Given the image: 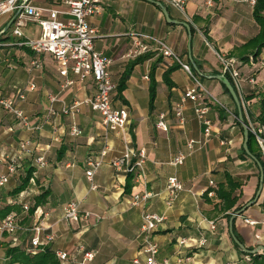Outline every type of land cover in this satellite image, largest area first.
Listing matches in <instances>:
<instances>
[{"label": "crops", "instance_id": "0c3cea01", "mask_svg": "<svg viewBox=\"0 0 264 264\" xmlns=\"http://www.w3.org/2000/svg\"><path fill=\"white\" fill-rule=\"evenodd\" d=\"M101 1L102 13L89 20L98 34L95 49L111 61L109 71L117 86L112 95L113 105L129 111L127 129L131 145L147 153L145 174L129 181V175L116 172L112 163L125 151L121 136L104 126L98 112L84 105L75 108L95 97L92 78L81 81L72 71L64 75L52 56L38 55L21 45L40 37L37 24L27 23L24 37L17 39L13 35L14 24L6 31L16 14L0 17V95L12 98L23 92L26 99L18 107L33 127L25 128L14 116L0 111V174L7 173L9 157L18 158L21 164L10 182L0 187V224L15 213L21 227L14 236L2 237L0 264H14L9 255L11 249L30 255L34 235L30 230L42 221L47 232L55 236L46 249L69 257L68 262L57 258L60 264H80L82 248L95 254L91 264H132L134 259L144 258L143 247L148 238L159 245V259L173 263L190 258L191 264H264V251H260L264 248V188L256 200L261 185L260 169L244 150V129L237 122L239 112L234 99L213 78L224 75L219 55L236 59L243 78L254 79L253 83L246 80L242 93H237L256 121L264 96V68L259 65L264 60V48L258 57L246 49L260 32L254 7L219 0H187L185 12H180L161 3L168 11L169 21L163 9L150 1ZM210 1L212 6L208 5ZM31 2L41 9H67L53 0ZM176 22L188 24L191 34ZM135 34L167 44L182 63L196 71L202 87L212 95L209 118L213 130L204 145L191 152L188 149L191 140H204L205 128L196 118L193 104L184 105L185 125L180 124L174 112L184 93L195 85L193 79L182 67L174 69L177 63L157 52L144 55L141 60L129 58ZM33 62L41 68L31 69ZM136 62L120 93L123 75ZM67 79L74 85L63 88ZM52 97L56 99L54 103ZM161 113L167 114L168 132L156 128ZM73 127L80 129L79 137H71ZM24 142L30 143L32 157L21 152ZM105 149L107 157L94 177L97 190H92L86 162L90 157L99 159ZM179 153L188 154V158L183 166L173 167L171 162ZM40 156L47 161L43 169L35 165ZM30 170L33 171L27 188L18 192ZM171 178H177L185 189L169 204L167 184ZM229 180L239 185L233 192L237 202L231 209L219 197L221 191H229ZM211 192L215 193L214 198L209 196ZM144 193L151 197L132 207L133 196ZM43 194L45 200L37 205L36 199ZM72 202L80 204L82 214L93 216L78 223L66 222L65 208ZM24 205L30 207L28 212ZM145 212L165 217L150 236L141 230ZM210 223L215 224V229ZM182 239L188 243L181 246ZM202 239L207 243L199 249ZM44 250L40 249L39 254Z\"/></svg>", "mask_w": 264, "mask_h": 264}, {"label": "built area", "instance_id": "2783aa9c", "mask_svg": "<svg viewBox=\"0 0 264 264\" xmlns=\"http://www.w3.org/2000/svg\"><path fill=\"white\" fill-rule=\"evenodd\" d=\"M60 2L67 9L61 10L58 8L41 9L34 6L31 0H5L0 2V17L7 15H14L19 13L18 18L14 22L13 35L17 39L24 37L23 29L27 23H34L40 27L41 35L36 40L24 41L21 45L28 47L38 55H50L55 60L59 71L67 75L68 71L77 76L81 81H86L92 78L96 86V95L92 99H87L81 104H77L75 108L84 105L89 107L95 112H98L102 117L104 126L113 132L119 133L123 143L125 144L124 153L116 158L112 165L116 172L126 175H133L134 177L141 178L145 174V163L147 160V153L144 149H134L131 145V137L128 132V124L130 114L126 108H116L113 105L112 95L117 86L113 81L109 68L111 61L106 58L102 53L95 49V39L98 34L95 29L90 26L89 20L103 11L101 0H53ZM158 3H165L169 7L185 12L187 7V0H154ZM220 2H229L231 4H248L251 7L256 5V0H219ZM209 6L213 5V1L208 3ZM135 40L129 51L128 57L131 59H138L149 53L157 52L163 58L179 64L183 70L193 79L195 85L189 88L182 98L180 104L175 109V115L181 125H185L186 119L184 116V105L190 102L194 106V113L198 121L205 128L204 140L196 141L191 140L188 143L189 151H193L196 146H202L212 136L213 121L209 118L210 113V100H213L212 95L202 87L199 79L193 75L191 67L180 61L177 54L167 44L159 41L150 36L135 34ZM219 60L222 63L224 76H229L234 84L237 92L242 93V84L249 80L254 82L251 77L249 79L243 78L239 70V62L233 58H227L219 55ZM260 68H264V60L259 62ZM31 69L41 68L37 62L31 64ZM149 80L148 77L145 78ZM74 82L66 80L63 88L73 86ZM31 86V89H34ZM26 97L23 92L18 93L15 97H3L0 95V111H4L14 116L25 128L32 129V124L23 110L18 107V103L25 101ZM54 97L51 102H55ZM246 112L248 127L250 132L254 135L259 150L264 160V124L252 120L248 114V107L245 102L242 103ZM53 114L54 111H51ZM156 128L162 132H168L169 126L167 123V114L161 113L157 117ZM71 137H79L81 131L77 127H73L70 131ZM21 152L26 157H32L33 150L29 142H24L20 145ZM108 151H102L99 159L90 157L86 162L87 179L91 183L92 190H97L94 183V177L102 168ZM188 158V154L179 153L171 162L173 167L183 166ZM7 173L0 174V187L6 186L10 179L17 174L20 168V161L16 157H9L6 160ZM35 165L39 169L47 166L45 157L40 156L35 159ZM214 183L211 182V185ZM184 185L177 179L171 178L167 184V202L174 203L182 191ZM211 198L215 197V193H209ZM151 197L150 193L134 195L131 201L132 207H138L145 203ZM24 211L28 212L30 207L24 205ZM93 215L91 213L82 214L81 206L79 203H69L64 212V220L70 224L78 223L83 220H88ZM48 217V215H46ZM165 217L145 212L143 214V223L141 230L143 234L150 236L153 235L164 222ZM247 223L254 224L247 220ZM211 228L215 229V224L210 223ZM19 216L15 213L9 214L0 224V243L4 235L14 236L20 230ZM44 221L35 225L30 232L34 235L31 238L30 255L36 256L39 254L40 249L46 248L55 240L53 233L47 232ZM187 239H182L180 245H186ZM206 239L199 241L198 248H203L206 245ZM83 250V259L80 264H91L95 259L93 252ZM160 248L155 240L148 238L144 247V258H136L132 264H191L190 258H183L177 263L170 262L169 260L159 259ZM56 257L61 262H68L69 257L66 253L57 252Z\"/></svg>", "mask_w": 264, "mask_h": 264}, {"label": "trees", "instance_id": "16d2710c", "mask_svg": "<svg viewBox=\"0 0 264 264\" xmlns=\"http://www.w3.org/2000/svg\"><path fill=\"white\" fill-rule=\"evenodd\" d=\"M253 13H254V19L259 26L260 32L254 39H252L247 44L246 49H250V52L255 57H258L264 48V0H256V5L254 6V12ZM138 59H140V58H138ZM135 64H137V62L134 63L131 67H129L127 69V71L125 72V74L123 75V78H122V81H121V84L119 87L120 93H122L124 91V89L126 87V83L129 79L131 73H132V70H133V67ZM179 67L181 68V66L179 64H176V66L173 68L177 69ZM174 69H172V70H174ZM172 70H170V71H172ZM191 70H192V73L194 76L198 75L196 73V71L194 69H192V67H191ZM227 78L233 84L232 79L229 76H227ZM233 86H234V84H233ZM224 88L228 92V90L225 86H224ZM151 101H152V103H154V101H155V90H154V88L151 91ZM244 118H245L246 124H248L247 117L245 114H244ZM255 120L261 124H264V96H263V99H262L261 104H260V116ZM237 122H239V120ZM255 146L257 147V149L255 148ZM248 147H249L250 153L261 164L263 171H264V160L262 158V154H261L259 147L257 145L256 139L251 132L249 134ZM32 171L33 170H30L28 177L26 178L22 187L19 188L18 192H21L27 188V186L31 180V177H32ZM128 179H129V181H131L133 179V175H129ZM228 186H229V191L228 192L227 191H221L219 193V197L222 199L223 202H225V206L227 208L231 209L234 207L235 203L237 202V197H233V192L239 188V185L237 183H234L231 180H229ZM45 198H46V194L39 196L36 199V204L37 205L42 204V201H44ZM9 255L11 256L12 263H14V264H16V263H19V264H60L57 260L56 255L53 254L49 249H46V248H45L43 253L38 254L36 257L31 256V255H27L18 249H11L9 251Z\"/></svg>", "mask_w": 264, "mask_h": 264}, {"label": "water", "instance_id": "95a60500", "mask_svg": "<svg viewBox=\"0 0 264 264\" xmlns=\"http://www.w3.org/2000/svg\"><path fill=\"white\" fill-rule=\"evenodd\" d=\"M146 1H150V2H153V3L158 4V5L163 9V11H164L166 17H167L168 20H169V14H168V11H167V9H166L161 3L154 2L153 0H146ZM18 16H19V13H17V14L15 15V17L12 19V21L9 23V25L7 26L6 31H7V30H8V29L14 24V22H15V20L18 18ZM169 21H170V20H169ZM175 24H181V25L185 26V27L188 29V31L190 32V34H191V28H190V26H189L188 24H186V23H179V22H176ZM213 78H214L215 80L221 82V83L227 88V90L229 91L231 97L234 99V101H235V103H236V105H237L238 112H239V114H238V120H239V122L241 123V125L243 126V129H244V136H245L244 150H245V152L247 153V155L250 156V157H251V158H252V159L258 164L259 169H260V173H261V185H260V189H259V191H258L257 199H256V200H258L259 197H260V195L262 194V191H263V188H264V171H263V168H262L261 164H260V163L257 161V159H256V158L250 153V150H249V147H248L250 130H249L248 125H247L246 122H245L243 105H242V103H241V100H240V98H239V96H238L237 91L235 90L233 84H232L231 81L227 78V76L219 75V76H215V77H213ZM252 204H253V203H251L250 205H248V207L251 206ZM248 207H246V208H248ZM246 208L243 209L242 211H240V212L237 214V216H241V215L244 213V211L246 210ZM231 232H232V229H231ZM235 241H236L237 244H239V246H240L241 248H243V246L237 241V239H235ZM261 250L264 251V248H261L260 251H261ZM257 252H258V251H255V252H248V251H246V253H248V254H256Z\"/></svg>", "mask_w": 264, "mask_h": 264}]
</instances>
